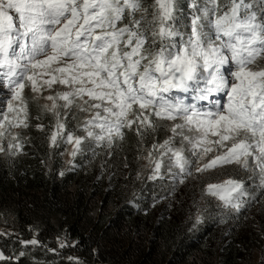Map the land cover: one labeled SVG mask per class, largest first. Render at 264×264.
<instances>
[{
	"label": "snow or ice",
	"instance_id": "obj_1",
	"mask_svg": "<svg viewBox=\"0 0 264 264\" xmlns=\"http://www.w3.org/2000/svg\"><path fill=\"white\" fill-rule=\"evenodd\" d=\"M187 8L178 0L147 6L145 0H0V152L6 133L9 154L22 147L18 134L7 130L28 127L25 87L39 99L59 84L66 90L47 95L51 104L43 105L55 117L52 145L65 128L66 110L75 105L89 114L85 136L65 138L75 145L73 157L84 139L110 148L123 139V129L135 125L142 136L166 120L172 136L152 145L157 155L148 153L150 178H157L169 153L184 176L192 175L184 148L173 145L180 137L199 161L217 153L197 172L230 164L247 169L251 157L264 183V67L258 64L264 0H188ZM173 91L201 102L223 93L226 103L201 108ZM242 188L229 179L206 191L239 211Z\"/></svg>",
	"mask_w": 264,
	"mask_h": 264
},
{
	"label": "trees",
	"instance_id": "obj_2",
	"mask_svg": "<svg viewBox=\"0 0 264 264\" xmlns=\"http://www.w3.org/2000/svg\"><path fill=\"white\" fill-rule=\"evenodd\" d=\"M178 3L188 11V0ZM258 64L264 67V59ZM31 108L21 150L0 152V264H241L260 251L264 220L261 227L250 217L264 215V183L253 158L247 169L230 164L215 167L219 175L197 172L191 146L176 137L174 147L189 149L183 153L192 175L164 159L152 179L148 153L156 156L152 145L172 136L158 123L142 136L123 129V139L110 148L84 139L67 163L65 138L80 135L82 125L71 112L52 145L55 117L35 103ZM230 178L246 193L239 211L206 191ZM256 264H264L263 255Z\"/></svg>",
	"mask_w": 264,
	"mask_h": 264
},
{
	"label": "rangeland",
	"instance_id": "obj_3",
	"mask_svg": "<svg viewBox=\"0 0 264 264\" xmlns=\"http://www.w3.org/2000/svg\"><path fill=\"white\" fill-rule=\"evenodd\" d=\"M261 67H263L262 65H260ZM63 90H66L65 89V86H62V85H59V84H54L53 85V88L51 90H42V93L40 95V98L39 99H33V96L34 94L32 93L30 87L26 86L24 91H23V95L25 97V99L27 100L28 102V126L30 124V111H31V106L35 103L37 104L38 106H41L43 107L44 104H51L50 101H47L44 99V97H46L47 95L49 94H52V95H55L56 91H63ZM0 99H2V97H0ZM85 99H87V97H85ZM58 104H63L64 102L63 101H57ZM135 108V106H134ZM62 112L65 111V110H61ZM68 112V115L72 112L73 115L76 117V120L75 121H78L80 123V125H82V133L80 135H73L74 137H84L85 136V132L83 131V121L85 119H87L89 117V114L86 113V112H81L79 111V109L73 105L70 109L66 110ZM50 114H52L51 112H48ZM53 115V114H52ZM67 115V116H68ZM67 119V117H66ZM66 119H64V124H66ZM153 120H155V117L152 118ZM178 122V121H177ZM157 123H163L165 125H170L172 122H169V121H166V120H162V121H158ZM42 126V125H40ZM41 128V127H39ZM43 128V126H42ZM132 128H136L135 125L132 126ZM27 128H24V127H16V128H11V129H8L7 131L8 132H11L13 134H18V142H20V134L24 131H26ZM56 130V129H55ZM65 128L62 130V133L61 134H58L57 136V141L59 139L60 136H62L63 132H64ZM166 132L168 133H171L170 131V128L168 127ZM82 135V136H81ZM214 139V138H213ZM56 141V142H57ZM83 141V140H82ZM8 143H9V139H8V136H7V133L5 135V138L3 139L2 141V146L6 149L5 152H2L3 154H9V151L7 150L8 149ZM15 143V141H14ZM74 147L75 145L74 144H71V143H67V149H66V153L64 155V158L66 160L67 163H70L73 159V156L71 155L72 151L74 150ZM187 152H189V149L188 148H184ZM21 148L19 149H12L11 151L12 152H18L20 151ZM162 151V150H161ZM216 153V152H215ZM213 153L210 157V158H206L204 157L203 161H198V165L202 166L203 163H206L208 162L210 159H212L216 154ZM215 154V155H214ZM171 156V153H169L167 156L164 157V159L167 161V162H171L172 160L169 159V157ZM183 156L185 157L186 155L183 153ZM215 168V167H214ZM214 168L212 169H209V170H214ZM211 173H213V175H219L217 170H214V171H210ZM214 176H211V178H213ZM231 179V178H230ZM229 179H222L220 180V182L217 181L216 184H220V183H224L225 181H227ZM234 195H237V194H234ZM212 196V195H211ZM213 198H215L216 200H218L222 205H223V202L220 201L217 197H214L212 196ZM224 206V205H223ZM225 207V206H224ZM229 210H233L231 207H225ZM259 216V213H252L251 214V217H250V221H255L256 223H260L261 224V227H262V219L264 220V215H261L258 219V221L256 220V218ZM5 229V226H4V223L3 222H0V232L4 231ZM261 246H259L260 248V251H256L254 252L252 258L250 261L248 262H244V263H241V264H256L257 261L259 260V258L263 255L264 256V229H262V240H261V243H260Z\"/></svg>",
	"mask_w": 264,
	"mask_h": 264
}]
</instances>
